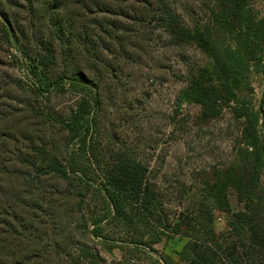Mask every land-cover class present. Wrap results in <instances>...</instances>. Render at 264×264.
Segmentation results:
<instances>
[{
    "label": "rangeland",
    "instance_id": "374dc122",
    "mask_svg": "<svg viewBox=\"0 0 264 264\" xmlns=\"http://www.w3.org/2000/svg\"><path fill=\"white\" fill-rule=\"evenodd\" d=\"M28 1L0 0V211L12 204L18 215L28 217L27 229L15 223L20 234L29 235L17 240L18 249H36L37 264H163L164 258L178 263L187 238L173 235L153 243L159 230L154 222L153 229H134L112 217L101 222L102 236H93L90 222L105 210L103 170L120 158L137 162L161 202L169 231L175 230L176 218L217 191L231 212H240L238 183L249 172L239 155L241 105L229 103L206 118L201 105L180 100L188 80L209 61L193 43L171 40L159 19L165 7L156 0L112 1L111 13L92 9L83 21L78 7L69 4L70 33L61 37L46 23L41 28L44 19L58 14H45L46 8L32 29ZM166 2L182 26L207 22L209 0ZM249 5L264 18V0ZM217 36L226 43L223 34ZM100 40L107 49H101ZM41 41L51 42L56 51L33 77L32 65L45 55ZM77 73L85 80L71 79ZM59 74L64 77L55 82ZM238 95L258 113L264 152V74L250 70ZM79 106L86 112L75 127L78 137L71 139L67 123ZM32 145L53 149L73 173L65 180L44 174V159ZM26 156L35 161L28 169ZM259 185L255 196L261 198L264 168ZM214 216L215 232H224L227 214L216 209ZM4 228L0 224V231ZM140 238L145 246L133 243Z\"/></svg>",
    "mask_w": 264,
    "mask_h": 264
},
{
    "label": "trees",
    "instance_id": "16d2710c",
    "mask_svg": "<svg viewBox=\"0 0 264 264\" xmlns=\"http://www.w3.org/2000/svg\"><path fill=\"white\" fill-rule=\"evenodd\" d=\"M112 1L116 0H36V2L29 0L32 18L29 24L34 29L36 26L34 23L39 22L36 20L37 16L45 8L46 10H43L45 14L58 12L57 15H49V18L44 19L41 28H45L43 25L46 23L50 29L60 33L61 37L69 31L67 22L69 4L78 7L77 17L83 21L84 16L92 12V9L96 10V14L111 13L108 3ZM156 2L165 7V10L159 12V19L171 40L175 43H193L209 61V64L201 69L198 77L192 76L188 80L187 87L180 94V100L201 105L202 115L206 118L216 115L229 103L242 107L238 113L242 120L239 155L243 164L249 165L248 176L240 179L238 183L241 185L238 191L243 189L240 194L243 195L244 208L240 212H231L225 197H222V192L217 191L209 198L206 196V202L197 201L188 215L176 218L174 224H171L175 230L169 231L167 216L163 213L160 200L153 194L151 183L145 178L143 168L137 162L120 158L110 168L103 170L101 187L105 210L91 220L92 234L101 237V222L112 217L134 229L141 225L153 229L151 224L154 222L159 230L154 233L153 243L161 242L163 237L166 240L174 239L173 235L187 238L178 253L176 264H264V196L259 198L260 193L255 196L260 189L259 175L264 168L263 145L257 130L258 113L245 105L246 101L238 95V91L243 87V78L250 70L264 74V18H259L250 8L251 0H209L207 22L189 28L176 21L175 15L166 8L168 6L166 0ZM60 13L66 20L62 19ZM79 27L83 30L82 26ZM105 30L100 29L106 33ZM217 34H223L226 43H220ZM5 36L8 39L7 33ZM12 36H15L13 29ZM109 36H112V33H109ZM99 43L101 49H107L103 40ZM41 45L45 55L37 57L32 65L33 77L37 76L38 68H46L55 55V46L51 42L41 41ZM101 49L97 51L99 54ZM63 77L59 74L54 80L61 81ZM71 79L85 80L80 73L74 74ZM49 84L50 82L48 86ZM85 112L86 107L79 106L71 114L67 123L71 139L78 137L76 134L78 128L75 127L80 125ZM59 122L61 126L66 127L64 121ZM32 147L36 148L34 149L36 155L44 159L42 160L44 167L40 164L44 174L65 180L69 173H73L71 167L62 165L55 158L53 149L49 151L47 147L37 148L34 145ZM24 159L27 169L35 165L30 156ZM1 173L4 172H0V176ZM3 206L0 211V224L5 230L0 231V264L31 262L37 264L39 253L35 251L36 249L30 247L18 249L21 243L17 240H27L29 237L16 230L17 227L22 229L24 224L27 229V215H25L27 218L22 214L18 215L12 204ZM157 208L159 215L156 216ZM216 209L227 214V229L224 232L216 233L213 228ZM16 222H19L18 226ZM142 241L140 238L133 243L145 246ZM162 263L174 264L168 258L162 259Z\"/></svg>",
    "mask_w": 264,
    "mask_h": 264
}]
</instances>
